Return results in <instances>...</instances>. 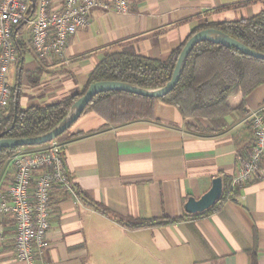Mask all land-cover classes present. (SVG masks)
<instances>
[{
    "label": "crops",
    "instance_id": "0c3cea01",
    "mask_svg": "<svg viewBox=\"0 0 264 264\" xmlns=\"http://www.w3.org/2000/svg\"><path fill=\"white\" fill-rule=\"evenodd\" d=\"M127 1L125 13L92 9L88 26L69 38L61 57L38 58L24 38L10 66V86L19 92L20 105L55 103L81 90L110 50L165 59L202 23L247 18L262 8L259 0ZM244 2L251 3L231 7ZM246 107V117L227 116L228 129L208 135L189 131L177 109L159 100L154 101L153 120L99 129L104 124L99 115H82L59 139L68 187L54 184L51 189L48 244L38 260L264 264V156L260 174L234 199L198 217L185 210L189 197L202 196L216 176L231 179L241 156L249 155L254 140L250 120L264 111V83L250 91ZM13 173L9 160L0 190L7 188ZM183 215L190 216L141 228L120 221ZM15 235L14 219L1 217L0 264H25L15 256Z\"/></svg>",
    "mask_w": 264,
    "mask_h": 264
},
{
    "label": "trees",
    "instance_id": "16d2710c",
    "mask_svg": "<svg viewBox=\"0 0 264 264\" xmlns=\"http://www.w3.org/2000/svg\"><path fill=\"white\" fill-rule=\"evenodd\" d=\"M259 1H262L261 10L250 17L234 21L202 23L193 29L185 41L165 59H154L129 50H110L90 72L84 88L58 102L22 107L19 103V92L16 88H12L8 106L0 111V134L3 133L5 138H21L48 131L65 117L71 104L96 81H123L143 88L163 86L171 79L176 60L185 42L201 29L217 28L248 47L264 52V0ZM249 3L251 2L231 7ZM24 27L25 24L21 29ZM14 41L18 52L23 48L24 43L16 36ZM262 83H264V60L245 55L234 47L200 41L189 53L177 84L166 95L156 99L118 90L103 91L90 100L81 116L89 112L99 115L104 120V124L99 129L121 126L134 121L153 120L154 101L159 100L177 109L185 119V126L189 131L205 135L218 134L228 129L227 116L248 115L246 97L251 90ZM262 113L264 114V111ZM13 122L14 125L11 127ZM69 129L56 139H61ZM91 132L94 130L89 131ZM38 146L40 145L0 149V177L15 153ZM222 183L223 193L220 200L200 215L213 212L227 198L234 199L244 187L233 185L229 177H223ZM189 216L183 215L180 218L162 216L156 219L125 221L120 219V221L128 227L141 228L167 225Z\"/></svg>",
    "mask_w": 264,
    "mask_h": 264
},
{
    "label": "built area",
    "instance_id": "2783aa9c",
    "mask_svg": "<svg viewBox=\"0 0 264 264\" xmlns=\"http://www.w3.org/2000/svg\"><path fill=\"white\" fill-rule=\"evenodd\" d=\"M0 0V111L11 98L7 81L10 66L17 61L14 41L27 37L30 49L40 59L61 57L69 38L87 27L90 11L101 8L119 13L128 11L127 0ZM33 9V12L31 13ZM25 27L21 29V26ZM254 140L249 155L241 156L233 185H246L261 172L264 156V114L253 113ZM27 150V149H26ZM58 139L18 151L12 156L14 173L7 188L0 190V218L15 221V256L25 264H46L40 259L47 247L50 192L54 184L68 187Z\"/></svg>",
    "mask_w": 264,
    "mask_h": 264
},
{
    "label": "water",
    "instance_id": "95a60500",
    "mask_svg": "<svg viewBox=\"0 0 264 264\" xmlns=\"http://www.w3.org/2000/svg\"><path fill=\"white\" fill-rule=\"evenodd\" d=\"M32 7L34 8V1L32 0ZM33 12V9L31 13ZM200 41H209L216 44H222L228 47H234L241 53L264 60V52L257 51L253 48L236 40L229 34L217 29V28H205L194 33L184 44L178 58L171 76V79L165 83L163 86L157 88H143L138 85L116 81V80H103L91 83L83 95L77 98L69 107L65 117L54 127L46 132L38 134L31 137H21V138H5L3 133L0 134V149L2 148H15L21 146H37L48 143L67 129H69L80 117L90 102V100L98 93L103 91H124L132 94H137L140 96H147L152 98H160L166 95L170 90H172L177 84L181 73L184 69L187 57L193 47ZM14 122L11 124L13 127ZM6 133V132H4ZM223 193V183L220 176H216L212 181V186L199 198L189 197L185 202V210L188 214H200L208 209H210L215 203H217Z\"/></svg>",
    "mask_w": 264,
    "mask_h": 264
},
{
    "label": "rangeland",
    "instance_id": "374dc122",
    "mask_svg": "<svg viewBox=\"0 0 264 264\" xmlns=\"http://www.w3.org/2000/svg\"><path fill=\"white\" fill-rule=\"evenodd\" d=\"M11 68H10V70H9V72H8V76H7V81H8V83L10 84V85H13L14 84V78H13V76L11 75ZM23 79H25V76H23ZM23 91H24V93H26V96H28V94H29V92H30V89L29 88H23ZM28 150H30V149H28Z\"/></svg>",
    "mask_w": 264,
    "mask_h": 264
}]
</instances>
